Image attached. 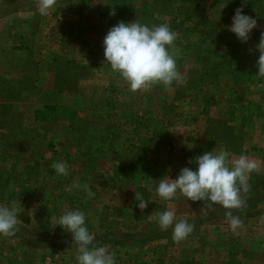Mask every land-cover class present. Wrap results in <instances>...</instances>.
Wrapping results in <instances>:
<instances>
[{
	"label": "rangeland",
	"instance_id": "obj_1",
	"mask_svg": "<svg viewBox=\"0 0 264 264\" xmlns=\"http://www.w3.org/2000/svg\"><path fill=\"white\" fill-rule=\"evenodd\" d=\"M121 1L56 0L50 14L41 16L38 0H7L8 9L20 15L29 9L34 25L45 21L58 33L67 27L63 37L77 50V57L87 58L93 68L106 66L109 80L105 89L97 90L101 76L90 77L93 82L80 87L79 97L72 103L48 93L43 100L32 96L28 105L15 95L24 90L37 94L33 80L0 81V205L15 202L19 209L16 235L0 237V264H77L71 233L51 221V216L69 210L86 214L94 243L114 252L116 264H214L210 254L213 236L203 238L209 229L200 226L206 221L227 220L229 210L213 205L205 216L203 202L188 201L179 193L176 199L164 201L143 185L150 178L175 179L184 167L195 170V163L189 161L210 150L225 149L234 159L250 151L254 157H264V140L243 146L239 143L244 136L230 138L238 134L231 123L244 128L253 116L257 119L259 107L264 106V78L256 77V45L238 41L226 27L237 9H250L259 17L249 39L258 40L264 29V7L249 8L243 6V0H162L166 8H153L154 0H130L133 2L126 5L135 12L127 19L120 18L121 5L116 9L118 18L101 14ZM143 8L148 15L155 12L156 21L139 18ZM134 18L150 26L167 24L176 32L171 51L182 76L169 88L151 85L134 92L135 97L125 91L128 86L119 74L104 65L102 46L112 26L119 21L134 22ZM228 35L239 44L236 52L228 45ZM28 67L32 75L34 66ZM57 67V79L70 81L65 82L70 86L89 78L90 69L78 60L61 58ZM7 93L12 97H5ZM11 133L19 138L12 139ZM249 147L253 149L249 151ZM57 162L68 164L67 176L56 175L52 165ZM263 179L255 178L260 183L243 194L242 208L230 210L234 216L248 214L249 208L250 214L260 215L254 208L264 202ZM73 184L82 187L74 189ZM84 185L93 197H88ZM135 191L144 193L145 199L151 196L153 202L144 211L137 207ZM173 205L180 208L177 219L195 225L180 242L173 239L171 228L162 231L149 219L152 212L175 211ZM236 244L233 248L238 253ZM232 261L251 264L239 262L237 257Z\"/></svg>",
	"mask_w": 264,
	"mask_h": 264
},
{
	"label": "clouds",
	"instance_id": "obj_2",
	"mask_svg": "<svg viewBox=\"0 0 264 264\" xmlns=\"http://www.w3.org/2000/svg\"><path fill=\"white\" fill-rule=\"evenodd\" d=\"M56 0H38L37 10L41 16H47L54 9ZM111 15H115L113 11ZM237 39L247 43L250 34L257 27V20L243 14V9H237L226 26ZM177 34L167 24L148 25L135 20L134 22L119 21L112 26L103 39L104 65L126 82L132 92L147 90L151 85L161 84L169 88L174 82L182 79L177 69L174 53ZM251 51V50H250ZM259 52L256 67L257 78H264V33L256 45ZM232 154L221 149L206 151L195 158V170L184 167L178 176L173 179L164 176L159 180L149 179L143 185L146 191L155 193L164 201H171L181 196L191 202H203V215H208L206 209L213 205H220L224 209L229 227L233 233L242 227V221L234 216L232 209L244 206L243 194L249 191V178L253 172L260 170V165L241 155L238 159H231ZM57 176H67L69 166L66 162H57L52 165ZM74 189L82 186L73 184ZM89 198L95 194L86 185L83 186ZM137 207L144 211L152 203L151 196L145 199L144 193L135 191ZM19 209L15 202L11 206L0 205V237H14L18 231ZM149 219L154 221L162 231L172 230L175 241L185 240L193 231L195 225L187 219H177L176 212L164 210L152 212ZM86 214L81 210H69L58 217L51 216L56 226L71 233L73 243L77 246V264H116L115 253L110 252L107 246H97L95 237L90 233Z\"/></svg>",
	"mask_w": 264,
	"mask_h": 264
},
{
	"label": "crops",
	"instance_id": "obj_3",
	"mask_svg": "<svg viewBox=\"0 0 264 264\" xmlns=\"http://www.w3.org/2000/svg\"><path fill=\"white\" fill-rule=\"evenodd\" d=\"M3 1L4 4L0 2V81L8 78L9 80L17 78L31 83L33 80L36 91H39L37 94H32L28 90H24L23 93L18 92L15 95L18 101H25L28 105L27 102L32 96L36 97V99L43 100V97L51 93V98H67L71 100L72 103L79 97V88L87 86L88 83L91 82L90 77L95 78L96 76H101L102 78L101 84L98 85L96 89L103 90L106 88L107 81L109 80L106 66H103L102 70L99 66L93 68V65L89 63L87 58H78L76 55L77 50L73 51L72 43H66L65 40L67 36L63 37L67 27L63 28L58 33L55 27L48 28V24H45V21H41L40 25H34L32 23L33 15H30L31 12L29 9L23 12L21 11L25 15H20L21 13L14 12L13 9H8L7 0ZM26 1L28 2L31 0ZM243 6L249 8L256 7L261 10L264 7V0H243ZM59 13L58 15H60ZM243 14L255 19L259 17L250 9H243ZM54 15H56V13H54ZM25 18H27V20ZM25 20L27 23H23ZM238 41L240 40L238 39ZM259 41L260 38L258 40L249 39L247 43H253L255 47ZM61 58H65L67 62L78 60L82 66L90 69L89 78H84V80L81 79L80 81L77 80L76 82L78 84L75 87L70 86L68 83L71 82L68 80H58L57 66ZM29 65L34 66L32 69L34 73L32 72V75L31 71H29ZM94 72L98 73L94 74ZM65 82L68 83L66 84ZM61 83L64 85H61ZM124 85L127 86L125 81ZM28 88L29 87H27V89ZM95 90H93V92H95ZM127 90L130 92L129 96H133L134 92L130 91L129 88L125 89V91ZM257 95H255L256 98H259ZM5 97L12 96L7 93ZM133 97H135V95ZM255 117H257L256 120L253 116V118L250 119L251 121H247L244 124V128L240 127L241 129L237 124H234V122L231 123V126L236 127L235 130L238 131V134H232L230 138L239 140L244 136L245 141L243 140L242 143H239L243 146H253L256 145L254 141L257 140L259 142L260 140H264L263 105L259 107ZM242 130L244 132H242ZM121 140V145L123 146L124 138H121ZM226 144L228 143L226 142ZM252 149L253 148L249 147V151ZM250 152H247L249 154L246 153L245 156L256 161L260 165V170L250 175L248 183L250 185L249 191L251 192V186L257 187L260 183L255 181V178H264V157H254ZM243 154L244 153H242V155ZM231 159H234V157H231ZM263 181L264 179L262 182ZM173 206L175 212L178 213L180 208H177V205ZM254 209L257 210L260 215L257 216L256 213L250 214V208L247 209L249 210L248 214L239 216L242 221V227L237 229L236 233L232 232L227 220L222 221L215 219L206 221L203 223L204 226L201 224V228L209 229L207 232L209 234L203 232V238L210 240L213 236V249H211L212 252L210 254L213 257L214 264H234L232 259L236 257L239 262L244 260L251 264H264V202L260 203L257 208ZM185 212L186 210H183V213ZM236 243L240 246L238 253H235V249L233 248Z\"/></svg>",
	"mask_w": 264,
	"mask_h": 264
},
{
	"label": "trees",
	"instance_id": "obj_4",
	"mask_svg": "<svg viewBox=\"0 0 264 264\" xmlns=\"http://www.w3.org/2000/svg\"><path fill=\"white\" fill-rule=\"evenodd\" d=\"M132 2L133 1H130V0H122L121 3H116L114 6L108 7V9H106L104 12H103V10H101V14L102 15L105 14L106 15L105 16L106 18H108V17L118 18V17H116V13H119V11L116 10V9H117V7H119L121 5L120 18H121V20L127 19V18L131 17L134 14V12H135L134 9L130 5H126L127 3H132ZM151 3H152L151 7L154 6L153 8L158 7L159 5H162V6L164 5L165 8H166V2L165 1H162V0H154ZM142 6L143 5H141V7ZM144 6H146V3H144ZM143 10H144V8L139 11V12H141L139 18H144L145 17V19H148L149 18L148 20L153 19L154 21H156L155 12H152V13H150L148 15L147 13H144ZM113 11L115 12V15L114 16L111 15V13ZM133 20L135 21V18ZM228 36H231V35H228ZM228 45H229L230 49L233 50V52H236L239 49V47H238L239 44L235 41V39L233 38V36H231V38H230V44H228ZM72 119H73V121H77V120H75L76 119L75 117H72ZM79 130H81V129H79ZM12 135H13L12 136V139H14L15 137L19 138L18 135H15L14 133ZM21 135H22V133H21Z\"/></svg>",
	"mask_w": 264,
	"mask_h": 264
}]
</instances>
